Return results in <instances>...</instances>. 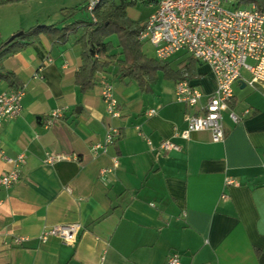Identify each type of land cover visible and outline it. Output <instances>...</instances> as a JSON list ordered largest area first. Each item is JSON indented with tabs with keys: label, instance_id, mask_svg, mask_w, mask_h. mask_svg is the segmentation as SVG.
I'll use <instances>...</instances> for the list:
<instances>
[{
	"label": "crops",
	"instance_id": "obj_1",
	"mask_svg": "<svg viewBox=\"0 0 264 264\" xmlns=\"http://www.w3.org/2000/svg\"><path fill=\"white\" fill-rule=\"evenodd\" d=\"M84 14L65 21L61 12L56 23L38 19L18 29L63 27L86 20ZM14 33H0V46ZM83 34V27L61 40L41 34L0 63L17 80L11 86L0 79V91L24 89L22 114L0 125V175L14 168L4 156L26 158L18 182L0 185V264H166L173 254L181 264H264V85L247 86L243 69L224 113V141L213 142L209 132L184 140L177 133L186 114L198 112L215 90L210 67L186 51L166 61L147 54L166 68L143 89L115 77L114 63L100 74L121 111L112 118L101 81L87 92L75 82ZM121 52L112 54L123 59ZM179 72L203 95L195 109L177 100ZM56 111L61 116L52 120ZM230 112L242 120L235 123ZM111 127L119 139L95 153ZM165 141L182 150L163 152ZM51 154L65 158L49 164ZM103 169L111 172L101 175ZM64 224L79 225L72 245L39 240L45 228ZM18 237L27 240L16 245Z\"/></svg>",
	"mask_w": 264,
	"mask_h": 264
},
{
	"label": "built area",
	"instance_id": "obj_2",
	"mask_svg": "<svg viewBox=\"0 0 264 264\" xmlns=\"http://www.w3.org/2000/svg\"><path fill=\"white\" fill-rule=\"evenodd\" d=\"M100 0H89L88 12L96 21L94 10ZM139 40L150 44L156 58L166 61L180 51H186L198 62L207 64L215 81V90L204 107L198 112L187 113V126L177 135L189 140L194 133L209 132L215 143L224 141V113L229 110L234 98V85L242 79V70L250 73L247 86L255 88L264 85V0H157L156 10L148 17L139 34ZM251 60L253 63L249 64ZM102 96L107 105V113L112 118H121L118 101L113 94L110 83L103 79ZM176 97L180 103L190 109L198 107L203 95L188 80L176 84ZM22 87L8 92L0 91V125L3 121L22 114ZM156 110L148 111L149 116ZM249 112L244 113V117ZM61 116L60 111L52 114L51 119ZM230 117L239 123L242 117L230 112ZM50 120V122L52 121ZM121 132L111 127L102 143L94 145L93 150H106L119 139ZM160 150L181 151L182 148L171 142L161 143ZM62 155H48L46 162L52 164L62 160ZM7 163L14 168L0 175V185L12 187L20 178V170L26 161L25 156L17 159L4 156ZM117 165V162H116ZM111 172L103 169L101 175ZM227 185L239 184L228 180ZM79 231L78 224H64L47 227L39 240L46 243L50 238H57L66 245H72ZM27 239L15 238L16 245H22ZM166 264H181L178 255H171Z\"/></svg>",
	"mask_w": 264,
	"mask_h": 264
},
{
	"label": "trees",
	"instance_id": "obj_3",
	"mask_svg": "<svg viewBox=\"0 0 264 264\" xmlns=\"http://www.w3.org/2000/svg\"><path fill=\"white\" fill-rule=\"evenodd\" d=\"M27 0H0V6H6ZM86 5L62 10L65 21L76 17L86 10L88 19L76 21L63 27L57 25H37L27 31L10 38L0 46L1 61L19 50L30 46L41 34H60L61 40L70 34L84 28V34L78 40L82 46V66L75 75V82L83 92L92 90L106 77L100 76L114 64H117L115 77L136 81L141 88L147 87L154 79L158 70L165 69L163 62L151 58L144 51V44L139 40V34L144 26V21L134 20L129 17L128 10L138 4H155L157 0H100L94 10L96 21H93ZM112 36L118 39L123 59L117 54H112L115 45L110 40ZM178 82L187 80V75L179 72ZM0 79L7 80L11 86L17 85L14 73L5 71L0 67ZM107 80V79H106ZM177 82V83H178Z\"/></svg>",
	"mask_w": 264,
	"mask_h": 264
},
{
	"label": "rangeland",
	"instance_id": "obj_4",
	"mask_svg": "<svg viewBox=\"0 0 264 264\" xmlns=\"http://www.w3.org/2000/svg\"><path fill=\"white\" fill-rule=\"evenodd\" d=\"M86 1L88 0H27L14 3L12 7H7L8 5L0 6V33L6 37L10 36V34L15 31L14 35L11 36L12 39L22 32L21 29L18 28L22 26V28L28 29L35 24L38 19L44 21L51 18V23H56L61 19L60 13L62 10L74 7L80 8V6L82 7L85 5ZM155 8V6H150L148 4H138L136 7L129 9L128 13L132 18H139L142 21L150 15ZM84 15L86 19H88V15ZM112 39L118 43L116 36H112L110 40ZM118 48L119 47H115V49ZM144 51L149 56L155 55L154 48L148 43L144 44ZM182 54L184 53L181 52L180 55ZM248 63L252 64L253 62L249 60Z\"/></svg>",
	"mask_w": 264,
	"mask_h": 264
}]
</instances>
